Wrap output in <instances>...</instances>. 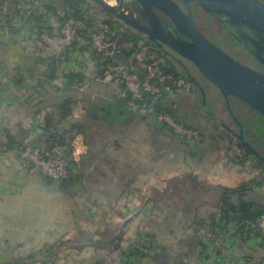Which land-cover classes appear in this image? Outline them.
Returning a JSON list of instances; mask_svg holds the SVG:
<instances>
[{"label": "crops", "instance_id": "0c3cea01", "mask_svg": "<svg viewBox=\"0 0 264 264\" xmlns=\"http://www.w3.org/2000/svg\"><path fill=\"white\" fill-rule=\"evenodd\" d=\"M46 1L56 5V28L70 10L60 0H0L1 21L8 18L0 30V264H33L55 246L56 264H264V227L253 228L258 221L250 217L264 212V157L236 117L254 152L238 140L240 129L215 87L205 105L208 114L204 108L196 111L184 92L163 100L162 107L177 116L183 112V123L204 135L199 144L183 145L168 136L159 142L157 132L164 129L139 116L146 123L132 139L122 131L131 130L132 122L113 131L106 123L96 127L91 141L82 134L74 137L72 144H82L74 160L79 181L69 189L24 167L19 146L44 140L47 117L57 116L62 92L56 86L64 85L65 77L59 71L75 72L55 61L57 72L55 67V75H47L52 53L29 22L32 11L47 13ZM87 67L78 93L105 97L112 112H119L124 92L107 87L95 66ZM40 82L43 89L36 88ZM194 94L203 101L200 91ZM121 108L127 110L125 104ZM191 112L198 122L190 120ZM74 117L75 112L60 129L78 124ZM247 126L254 137L255 128ZM174 193L178 200L168 202ZM162 204L171 216L156 208ZM141 218H149L150 228H141Z\"/></svg>", "mask_w": 264, "mask_h": 264}, {"label": "water", "instance_id": "95a60500", "mask_svg": "<svg viewBox=\"0 0 264 264\" xmlns=\"http://www.w3.org/2000/svg\"><path fill=\"white\" fill-rule=\"evenodd\" d=\"M92 1L105 13L153 42L197 84L182 60L191 63L225 97L228 111L240 129L239 134L235 133L236 137L243 146L253 151L245 139L244 126L232 110L231 98L264 118V73L243 64L211 42L198 28L192 5L211 15L224 17L230 27L234 23L249 34L264 39V3L261 0H119L120 7H113L104 0ZM124 2L136 4L137 11L132 7L130 14L124 13L121 10ZM241 42L264 63V46L253 40L257 49L254 51L249 43ZM64 55L65 51L60 58ZM124 102V99H118L117 104L124 107ZM156 108L160 111L162 103H156ZM178 120L185 121L183 112L179 113ZM157 128L163 130L164 125L158 123ZM27 172L24 170L23 174ZM49 183L53 181L49 180Z\"/></svg>", "mask_w": 264, "mask_h": 264}, {"label": "built area", "instance_id": "2783aa9c", "mask_svg": "<svg viewBox=\"0 0 264 264\" xmlns=\"http://www.w3.org/2000/svg\"><path fill=\"white\" fill-rule=\"evenodd\" d=\"M104 1L113 7H120L118 0ZM110 2H114V5ZM121 10L126 14L131 12L124 6H121ZM91 18L68 16L58 24L55 32H43L39 36L40 43L56 56L74 47L84 55L94 49L102 58L100 62L93 61L99 72V79L104 83L111 82L116 89L124 88L122 91L125 95V106L130 113L153 118L178 138L189 143L203 142L204 135L182 124L172 111L164 110L165 107L160 111L156 108V103L163 101L172 92L191 93L194 83L168 72L167 57L157 49L146 43L126 40V29L113 26L109 21L97 17L92 22ZM81 145L76 140L71 145L73 162L80 156L78 149ZM19 159L26 169L37 170L53 182L62 184L70 178L71 160L50 146H22L19 149ZM252 227H264V212L258 223Z\"/></svg>", "mask_w": 264, "mask_h": 264}, {"label": "trees", "instance_id": "16d2710c", "mask_svg": "<svg viewBox=\"0 0 264 264\" xmlns=\"http://www.w3.org/2000/svg\"><path fill=\"white\" fill-rule=\"evenodd\" d=\"M60 1L62 3H64L65 6H67L70 9L69 14L64 18V20L68 16H74L78 19L86 16L80 10L81 9L80 5L82 4L81 0H60ZM45 6H46L45 9L47 11L46 14L42 15V13L40 14V12H38L37 10H34V11H32L33 12L32 16L29 17V22L31 24H33V26L37 29L38 37L43 32L51 34V33L55 32V30H56V28L53 27L54 16H56V7H55L56 5L54 4V6H53V4L51 2L46 1ZM96 11L104 12L98 6H96ZM49 14H51L52 17H50ZM64 20H62L61 22H63ZM7 21H8V18L5 19V22H7ZM91 21L93 22V18ZM5 22L1 21V16H0V30L3 28L2 26L4 25ZM109 23L113 26L117 25V24H115L114 21L109 22ZM118 27L120 28V26H118ZM127 27L128 26H125V29L127 31L125 34V38H126V40H131V39H129V35H132V33L130 32V30ZM132 31L135 32L133 29H132ZM135 33L140 35V36L136 37V40H132V41H135L137 43H146L149 46L157 49L160 53L164 54L162 51L159 50V48L153 42L149 41L144 35H141L137 32H135ZM78 51L79 50H77L75 47L68 49L67 51H65V55L63 58H60V55L56 56L55 54L52 53V56H50V58H49L50 59L49 63L51 62V64H50L49 73H47V75H55V67H56V72H57V68L59 66L57 63L59 62V60L66 59L67 53H70V55L74 58ZM85 55L89 56L90 53H85ZM165 56L170 58L167 55H165ZM61 62H63V61H61ZM167 62H168V60H167ZM174 63H176V62H174ZM60 64H62V63H60ZM169 65H170V63H169ZM167 66H168V64H167ZM181 70L183 72H185L182 68H181ZM168 72L176 75L177 77H180V75H178L177 73H175L172 70L168 69ZM180 73H181V71H180ZM185 74H187V73H185ZM188 78L189 77H187L186 79H188ZM188 80H190V78ZM85 81H86V78L84 76V73H81V72H77V73L76 72H69V73H67V75H65V77H64V86L65 87H64L63 91H61L62 94L58 98L57 104H56V109L58 111L57 116L53 115V116L47 117V126L45 128H43L44 140H40V142L33 144L32 145L33 148L41 147V146H50V147L51 146H58V147H61L64 149L66 148V155L64 154V156L67 159L71 160V150H72L71 144H72L74 137L77 134L85 135L88 138V140L91 141L92 139H94V136H93V129L94 128L100 127L101 125H104L106 123L107 125H109L111 127L108 129L110 131H113L114 130L113 127L115 125H117V124L126 125V124L132 122L134 118L139 117L137 115L130 113L125 108H121V107L118 108L119 112H114V111L112 112V108H110L111 105L106 103V101L104 99L105 97L103 99L97 100L94 97H92L91 95H87L85 93L80 95L78 92H80V89L86 84ZM36 88L37 89H39V88L43 89L44 85L40 82L38 87H36ZM161 103L163 105V101H161ZM78 104H81L82 109L84 111V122L74 125L73 128H71L69 131L65 130L63 128L59 129V126H61L63 123H66L68 121V119H70L73 116L74 111H75V107ZM165 109H167V108L165 107L164 110ZM167 110L172 111L170 109H167ZM172 113L175 116H177L174 111H172ZM181 123L185 124L183 122H181ZM185 126H187V125H185ZM187 127L192 128L190 126H187ZM192 129H194V128H192ZM164 130H166L170 134V136H172L174 139L175 138L179 139V141L182 142L183 139L178 138L175 134H173L167 128H164ZM52 131H53V133H52ZM158 132H160V131H158ZM190 144H192V143H190ZM22 146L30 147L31 145L30 146L21 145V146H19V149ZM72 164H74V169H71L70 178L67 181H65L64 183L58 184L59 187H64V188L69 189V188L73 187L77 181H79V179H76L77 178L76 174H75L76 171H74L75 169H77L76 167L78 164L74 163L71 160L70 166ZM261 215H262V213L259 216H255V215L251 214L250 217H253V219H255L254 221H259ZM50 249H52V247ZM136 254L137 255H143V256L145 255L144 252H139V251H136ZM151 258H154V257H151ZM156 258H158V260H160L161 258H163V254L156 255ZM156 258H154V259H156Z\"/></svg>", "mask_w": 264, "mask_h": 264}, {"label": "rangeland", "instance_id": "374dc122", "mask_svg": "<svg viewBox=\"0 0 264 264\" xmlns=\"http://www.w3.org/2000/svg\"><path fill=\"white\" fill-rule=\"evenodd\" d=\"M81 1H82V4L80 5V7H81L80 10L88 18H90V17L95 18V16H93V14H96V13H93L91 11V8H93L94 6L96 7V5L93 4L94 6L92 7V3H91L90 0H81ZM107 1H110V0H107ZM261 1L264 3V0H261ZM94 11L97 12L96 15H99V17H101V18H103V19H105V20H107L109 22H113L114 21L115 24L120 26V28L125 29L126 25H124L123 23H121L117 19L113 18L112 16L108 15L107 13L103 12L104 13L103 14L102 11H96V9ZM194 15H195V20H196V24H197L198 28L201 30V32L211 42H213L215 45H217L218 47L223 49L225 52H227L228 54L233 56L235 59L241 61L242 63H244L246 65L249 64L244 59V57H242L244 55L241 54V51L239 52L238 46L233 41L232 36L229 34V32L226 29L225 25L221 24L216 19H214L212 15L204 13L201 9L198 10V11L195 10L194 11ZM117 25H115V26H117ZM127 28L132 33V35H129V39L136 40V37L140 36V35L136 34L135 32H133L130 27H127ZM45 48L48 49L47 47H45ZM101 59H102L101 56L96 54L94 49H92V52L90 53L89 56L84 55L82 51H78L74 58L70 55V53H67V58L63 59V60H59V61L60 62L63 61L65 64L74 66L73 70H76L75 71L76 73L77 72L83 73V71L88 68L87 66H89L91 70L93 69V67H94L93 65L95 64V63H93V61L96 60V61L100 62ZM167 60H168V62H167L168 66L166 67L167 71H168V69L172 70L175 73H177L178 75H180V77H182V78L189 77L188 74H185L186 72H183L181 70V68L176 63H174L175 61L172 58H168L167 57ZM182 62L189 68L188 70H189V73H190L191 77L194 78L196 80V82H197V84L194 83V88H193V91L191 93H185V92L184 93L187 94V97H190L191 99H193L192 100V105H193V107H194V109L196 111L199 112V110H201L200 108H204L203 109V111H204L203 113L204 114H208V111H205L206 110L205 105L208 106L207 99L210 96L211 91L212 90L214 91L215 88L210 82H208L199 73V71L191 63H188V62H186L184 60H182ZM169 63H170V65H169ZM66 71L67 70H63V71L60 70L59 71V73L61 75L60 78L62 76L67 75L65 73ZM180 71H181L182 74L180 73ZM61 80H63V79H61ZM107 85H108L107 87H113V89L116 90V88L113 86V84L111 82L107 83ZM56 87L60 88V92L63 91L64 85H63L62 81H61V86H60V83H58V86H56ZM123 89L124 88L122 87L120 90H123ZM197 91H200V93H202V100L203 101H196L197 100V96L194 93H196ZM176 92H178V91H176ZM180 92H183V91H180ZM172 93H175V92H172ZM231 107H232V110H233L234 114L236 115V117H238L246 125V128H245L246 129L245 130L246 136H247V138H249L250 142L252 143L251 144L252 147H254L259 152V154L264 157V118L262 116H260L259 114H257L255 111H253L250 108H248L247 106H245L243 103H241V102H239V101H237V100H235L233 98H231ZM74 112H75L74 121H76L75 123L80 124V123L84 122V119H83L84 113H82V106L77 105L75 107V111ZM50 116H53V114L50 115ZM190 120H192V122H198L199 121L197 119V116L194 113H192V112L190 114ZM188 122L191 123L190 121H188ZM188 122H187V124H188ZM144 123H146V120H144V119L142 120L140 118H134L133 121H132V128H130L131 130H129V131L122 130V131L124 133H126V134L129 133V135H131V136H129V137L127 136V137L129 139H132V137L135 136V134L137 135L136 131L138 130V127H140V125L144 124ZM249 124H251V126H253L255 128V130H256V134L253 133L254 137L253 136L251 137V135L249 136L250 131L248 130V126H247ZM184 125H186V124H184ZM59 129H60V126H59ZM132 129H134V130H132ZM140 129H146V127H141ZM130 132H132V134H130ZM52 133H53V131H52ZM157 134L160 135L159 142L165 136L171 137L172 140L174 139L172 136H170V134L166 130L157 132ZM181 143L182 144L184 143L183 145L189 144V142L186 141V140H182ZM28 146H30V145H28ZM30 148H33V146L31 145ZM51 148H53L55 150L57 149L58 151L63 153V155L64 154L66 155V148L64 149V148H61V147H58V146H51ZM259 158H261V157H259ZM29 170L33 171V169H31V168ZM57 184H59V183H57ZM178 196H179V193L178 194L174 193L172 195H168V198H169L168 202H172L173 203L174 201H176V199L178 200ZM142 198H143V196H142ZM165 205L170 207L169 206L170 204L168 205V203L165 204ZM167 206H164V204H162V205H158L156 208H158V207H162L163 208L164 207V209H166ZM162 210H159V211L162 212ZM166 211H167V209H166ZM141 213H142L141 211H137V213H135V219L136 218L140 219L139 216L141 215ZM167 213L169 214L168 216H171L170 215L171 211L168 210ZM132 219H134V217ZM147 219H149V218H147ZM147 219L144 218V219L140 220L142 229L146 228L147 225L150 224V221L147 220ZM154 222L159 223L160 221L156 220ZM150 225L148 226V228H150ZM50 248L45 249V251H44L45 255L42 256L41 258H37L33 262V264H43L45 262H49L50 264H56V246L54 248L52 247V249H50Z\"/></svg>", "mask_w": 264, "mask_h": 264}, {"label": "flooded vegetation", "instance_id": "af4514ba", "mask_svg": "<svg viewBox=\"0 0 264 264\" xmlns=\"http://www.w3.org/2000/svg\"><path fill=\"white\" fill-rule=\"evenodd\" d=\"M119 5L121 3L119 2ZM124 7H128L130 10L133 7L137 11V5L136 4H129L128 2H124L123 5ZM193 10L198 11L201 8H199L196 5H192ZM204 13L209 14L207 11L201 9ZM211 15V14H210ZM214 19H216L218 22L221 24L225 25L226 29L228 30L229 34L232 36L233 41L235 44L238 46L239 52L241 51V54H243L244 59L249 63L247 66L260 71L264 73V63H262L260 60H258L251 52L248 50L241 41H244L246 44H250V47L253 48V50H257L254 47L253 40H256L260 45L264 46V39L263 38H258L256 36H253L252 34H249L246 30H244L242 27L236 26L232 24V27H230L227 23L229 22L227 19L220 15H212ZM235 33H234V32ZM241 39V41H240ZM233 57V56H232ZM239 61V60H238ZM241 62V61H240ZM244 64V63H243ZM246 65V64H245ZM240 133V132H239Z\"/></svg>", "mask_w": 264, "mask_h": 264}, {"label": "bare ground", "instance_id": "6f19581e", "mask_svg": "<svg viewBox=\"0 0 264 264\" xmlns=\"http://www.w3.org/2000/svg\"><path fill=\"white\" fill-rule=\"evenodd\" d=\"M110 4L114 5V2H110Z\"/></svg>", "mask_w": 264, "mask_h": 264}]
</instances>
